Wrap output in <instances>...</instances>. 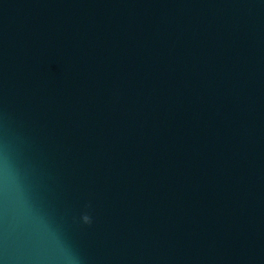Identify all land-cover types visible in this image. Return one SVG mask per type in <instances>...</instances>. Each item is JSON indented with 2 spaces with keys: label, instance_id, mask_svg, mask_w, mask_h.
Here are the masks:
<instances>
[{
  "label": "water",
  "instance_id": "water-1",
  "mask_svg": "<svg viewBox=\"0 0 264 264\" xmlns=\"http://www.w3.org/2000/svg\"><path fill=\"white\" fill-rule=\"evenodd\" d=\"M65 254L264 264V0H0V264Z\"/></svg>",
  "mask_w": 264,
  "mask_h": 264
},
{
  "label": "clouds",
  "instance_id": "clouds-1",
  "mask_svg": "<svg viewBox=\"0 0 264 264\" xmlns=\"http://www.w3.org/2000/svg\"><path fill=\"white\" fill-rule=\"evenodd\" d=\"M14 178V174L12 172L11 166L10 165H6L5 167V179L6 180H10ZM83 221L85 224H90L91 223V219L88 215H84L82 217ZM60 259H62L63 261H65V264H75L76 258L74 256H70L68 254L63 255L62 257H60Z\"/></svg>",
  "mask_w": 264,
  "mask_h": 264
}]
</instances>
